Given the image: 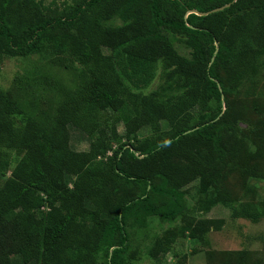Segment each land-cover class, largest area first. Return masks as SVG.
<instances>
[{
    "label": "trees",
    "instance_id": "trees-1",
    "mask_svg": "<svg viewBox=\"0 0 264 264\" xmlns=\"http://www.w3.org/2000/svg\"><path fill=\"white\" fill-rule=\"evenodd\" d=\"M47 1L0 0V67L37 55L75 76L67 86L34 69L14 87L23 100L0 87V264H135L132 241L153 218L182 221L151 239L156 264L180 238L206 244L212 224L195 220L187 187L227 193L248 134L224 102L264 62V0ZM48 90L59 103L45 110L38 92ZM70 129L87 150L73 149ZM233 211L264 218L253 203Z\"/></svg>",
    "mask_w": 264,
    "mask_h": 264
},
{
    "label": "rangeland",
    "instance_id": "rangeland-1",
    "mask_svg": "<svg viewBox=\"0 0 264 264\" xmlns=\"http://www.w3.org/2000/svg\"><path fill=\"white\" fill-rule=\"evenodd\" d=\"M52 1L54 0H48L47 3ZM175 48L180 55L191 56V50L178 41L175 42ZM46 59L47 57L41 58L37 55L26 58L5 56L0 67V87L15 89L14 96L23 100L22 92L14 87L20 86L18 79L24 78L37 68H45L46 72L55 74L60 81L70 86L75 76L63 69L48 68ZM23 80L22 83H25V79ZM158 86L159 81H155L145 90L152 91ZM38 95L37 100L44 102L45 110L59 103L54 90H48V93L39 91ZM224 106V109L230 108L233 118L239 121L241 133L248 134V138L245 142L239 141L233 148L230 163L226 168L228 176L224 186L227 193L215 184H204L200 181L187 187V202L195 220H208L212 224L207 242L200 245L189 238H180L173 251L160 258V261L165 259L168 264H264V218L253 222L242 217L235 218L233 215L235 206L246 203L257 204L264 210V120L262 124L259 122L264 119V62L250 79L227 98ZM70 133L73 149H88L87 137L74 129H70ZM139 134L154 136L150 129H144ZM254 167L259 168L258 172L262 175L252 176L251 170ZM74 178L73 174L65 171L61 179L72 185ZM227 198L232 199L233 204L229 205ZM181 226V220L162 223L153 218L148 231L132 241L134 263L156 264L157 261L150 260L145 254L151 239L168 228ZM105 257L104 253L103 258Z\"/></svg>",
    "mask_w": 264,
    "mask_h": 264
},
{
    "label": "water",
    "instance_id": "water-1",
    "mask_svg": "<svg viewBox=\"0 0 264 264\" xmlns=\"http://www.w3.org/2000/svg\"><path fill=\"white\" fill-rule=\"evenodd\" d=\"M229 6H230V4H228L226 6H222V7L216 8L214 10H211V11L207 12V13H203L202 15H205L206 16V15H209V14H212V13H216V12H219V11H223L224 9H226ZM193 12H197V11H193ZM223 99H224V96H223Z\"/></svg>",
    "mask_w": 264,
    "mask_h": 264
}]
</instances>
